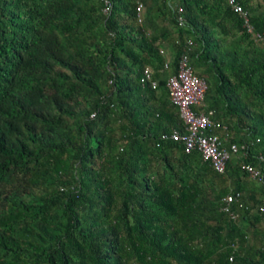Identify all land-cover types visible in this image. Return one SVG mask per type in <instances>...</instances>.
<instances>
[{
    "label": "trees",
    "instance_id": "trees-1",
    "mask_svg": "<svg viewBox=\"0 0 264 264\" xmlns=\"http://www.w3.org/2000/svg\"><path fill=\"white\" fill-rule=\"evenodd\" d=\"M109 1L0 0V264H264V0ZM182 55L223 174L161 138Z\"/></svg>",
    "mask_w": 264,
    "mask_h": 264
},
{
    "label": "built area",
    "instance_id": "built-area-1",
    "mask_svg": "<svg viewBox=\"0 0 264 264\" xmlns=\"http://www.w3.org/2000/svg\"><path fill=\"white\" fill-rule=\"evenodd\" d=\"M101 1L103 4L102 12L104 14L109 13L112 7L111 2L109 0ZM226 2L231 10L239 16L242 21V27L246 32L253 33L248 11L242 7L238 0H226ZM141 8L142 5L138 3L136 7L138 17ZM256 37L261 39L258 34ZM152 74V70L149 67H145L142 71L140 84L142 86L149 84L151 88H155L156 83L152 79ZM166 87L170 101L179 109L184 131L179 132L178 130H173L168 136L164 134L161 138H170L172 141L181 143L187 153L193 150L198 151L203 160L209 161L217 173L223 174L230 155L238 151V146L230 144L228 147H225V139L222 140L213 132L209 133L210 130L225 129L224 126L214 121L212 111H199L196 113L193 110V107L203 106L206 84L203 79L197 77L192 72L185 55L180 57L176 73L167 79ZM91 117H94V114ZM243 169L251 179L258 178L259 172L250 165H244ZM239 198V192L226 194L223 198L222 211L228 212L231 204L237 202Z\"/></svg>",
    "mask_w": 264,
    "mask_h": 264
},
{
    "label": "crops",
    "instance_id": "crops-1",
    "mask_svg": "<svg viewBox=\"0 0 264 264\" xmlns=\"http://www.w3.org/2000/svg\"><path fill=\"white\" fill-rule=\"evenodd\" d=\"M151 69V68H150ZM152 70V69H151ZM152 72H153V70H152ZM152 76H153V74H152Z\"/></svg>",
    "mask_w": 264,
    "mask_h": 264
}]
</instances>
